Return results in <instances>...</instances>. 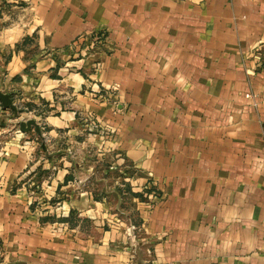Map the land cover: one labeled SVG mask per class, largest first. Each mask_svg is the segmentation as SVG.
Segmentation results:
<instances>
[{"label":"crops","instance_id":"obj_1","mask_svg":"<svg viewBox=\"0 0 264 264\" xmlns=\"http://www.w3.org/2000/svg\"><path fill=\"white\" fill-rule=\"evenodd\" d=\"M0 91V264H264V0H0Z\"/></svg>","mask_w":264,"mask_h":264},{"label":"water","instance_id":"obj_2","mask_svg":"<svg viewBox=\"0 0 264 264\" xmlns=\"http://www.w3.org/2000/svg\"><path fill=\"white\" fill-rule=\"evenodd\" d=\"M0 107L2 110H9L12 112L11 120L17 119L18 111L17 107L13 103L11 97L0 91ZM18 129L22 133H27L31 130V128L39 134V127L36 124L34 120H26V121H20L17 124Z\"/></svg>","mask_w":264,"mask_h":264},{"label":"rangeland","instance_id":"obj_3","mask_svg":"<svg viewBox=\"0 0 264 264\" xmlns=\"http://www.w3.org/2000/svg\"><path fill=\"white\" fill-rule=\"evenodd\" d=\"M18 114H19V113H18ZM18 118H19V117H18V115H17V119L13 120V122H14L13 125H14V126L16 125V123H17L16 121L18 120Z\"/></svg>","mask_w":264,"mask_h":264},{"label":"built area","instance_id":"obj_4","mask_svg":"<svg viewBox=\"0 0 264 264\" xmlns=\"http://www.w3.org/2000/svg\"><path fill=\"white\" fill-rule=\"evenodd\" d=\"M261 225H262V228L264 230V220H262Z\"/></svg>","mask_w":264,"mask_h":264}]
</instances>
